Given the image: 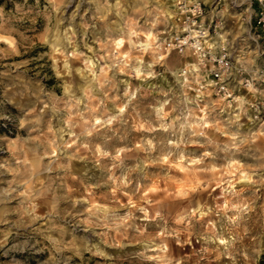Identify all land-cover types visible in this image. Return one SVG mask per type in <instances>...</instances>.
I'll return each instance as SVG.
<instances>
[{"label":"rangeland","instance_id":"1","mask_svg":"<svg viewBox=\"0 0 264 264\" xmlns=\"http://www.w3.org/2000/svg\"><path fill=\"white\" fill-rule=\"evenodd\" d=\"M177 1L0 0V264H259L258 91L184 78ZM204 1L252 75L250 25Z\"/></svg>","mask_w":264,"mask_h":264},{"label":"built area","instance_id":"2","mask_svg":"<svg viewBox=\"0 0 264 264\" xmlns=\"http://www.w3.org/2000/svg\"><path fill=\"white\" fill-rule=\"evenodd\" d=\"M235 14L250 25V49L260 61L255 62L252 75H243L245 51L239 43L229 42L217 27H212L213 18H207L204 0H178L172 15L171 25L163 31L162 48L165 52L190 53L197 63L196 69L184 67L181 74L186 80H194L197 88L211 87L216 95L231 107L240 96L239 92L252 88L258 94L245 99L250 118L256 120L264 113V0H229L227 2ZM218 4V3H217ZM216 7V5H215ZM235 56L237 58L235 59ZM262 86V87H261Z\"/></svg>","mask_w":264,"mask_h":264},{"label":"trees","instance_id":"3","mask_svg":"<svg viewBox=\"0 0 264 264\" xmlns=\"http://www.w3.org/2000/svg\"><path fill=\"white\" fill-rule=\"evenodd\" d=\"M259 264H264V255L261 256V258L259 260Z\"/></svg>","mask_w":264,"mask_h":264},{"label":"bare ground","instance_id":"4","mask_svg":"<svg viewBox=\"0 0 264 264\" xmlns=\"http://www.w3.org/2000/svg\"><path fill=\"white\" fill-rule=\"evenodd\" d=\"M117 40V39H116ZM122 42V39L121 38H118L117 40V44H120ZM125 54V53H124ZM177 76V75H176ZM184 168V167H183Z\"/></svg>","mask_w":264,"mask_h":264}]
</instances>
